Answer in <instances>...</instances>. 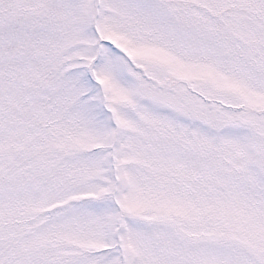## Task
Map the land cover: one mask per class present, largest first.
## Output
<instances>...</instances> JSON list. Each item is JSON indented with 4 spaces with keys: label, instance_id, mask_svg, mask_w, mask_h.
<instances>
[{
    "label": "rangeland",
    "instance_id": "obj_1",
    "mask_svg": "<svg viewBox=\"0 0 264 264\" xmlns=\"http://www.w3.org/2000/svg\"><path fill=\"white\" fill-rule=\"evenodd\" d=\"M0 264H264V0H0Z\"/></svg>",
    "mask_w": 264,
    "mask_h": 264
}]
</instances>
